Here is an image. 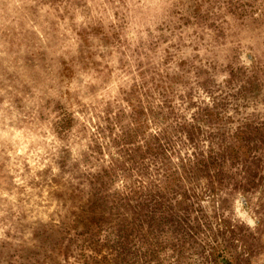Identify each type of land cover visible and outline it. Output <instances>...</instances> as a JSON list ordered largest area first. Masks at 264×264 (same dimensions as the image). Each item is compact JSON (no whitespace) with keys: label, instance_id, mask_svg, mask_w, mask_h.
I'll return each mask as SVG.
<instances>
[{"label":"rangeland","instance_id":"obj_1","mask_svg":"<svg viewBox=\"0 0 264 264\" xmlns=\"http://www.w3.org/2000/svg\"><path fill=\"white\" fill-rule=\"evenodd\" d=\"M0 264H264V0H0Z\"/></svg>","mask_w":264,"mask_h":264}]
</instances>
